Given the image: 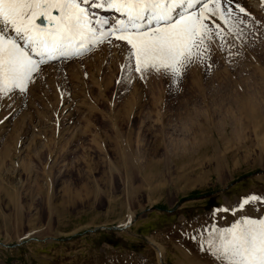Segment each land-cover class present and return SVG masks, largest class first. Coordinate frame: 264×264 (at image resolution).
Masks as SVG:
<instances>
[{
  "label": "rangeland",
  "instance_id": "374dc122",
  "mask_svg": "<svg viewBox=\"0 0 264 264\" xmlns=\"http://www.w3.org/2000/svg\"><path fill=\"white\" fill-rule=\"evenodd\" d=\"M240 3L242 35L179 83L105 44L0 102V264H212L189 226L264 193V4Z\"/></svg>",
  "mask_w": 264,
  "mask_h": 264
},
{
  "label": "snow or ice",
  "instance_id": "6c2138e0",
  "mask_svg": "<svg viewBox=\"0 0 264 264\" xmlns=\"http://www.w3.org/2000/svg\"><path fill=\"white\" fill-rule=\"evenodd\" d=\"M240 14L249 15L240 0H0V102L25 97L52 61L105 44L118 50L122 71L179 83L190 65L212 58L214 43L223 51L228 35H242ZM260 211L264 193H249L212 214L247 213L230 227L209 222L185 234L212 264H264V216L253 218Z\"/></svg>",
  "mask_w": 264,
  "mask_h": 264
},
{
  "label": "bare ground",
  "instance_id": "6f19581e",
  "mask_svg": "<svg viewBox=\"0 0 264 264\" xmlns=\"http://www.w3.org/2000/svg\"><path fill=\"white\" fill-rule=\"evenodd\" d=\"M104 15H112V14H110V13H105Z\"/></svg>",
  "mask_w": 264,
  "mask_h": 264
}]
</instances>
